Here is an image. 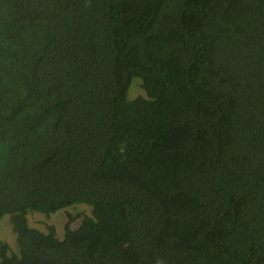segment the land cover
Wrapping results in <instances>:
<instances>
[{"label":"trees","instance_id":"1","mask_svg":"<svg viewBox=\"0 0 264 264\" xmlns=\"http://www.w3.org/2000/svg\"><path fill=\"white\" fill-rule=\"evenodd\" d=\"M4 216L0 264H264V0H0Z\"/></svg>","mask_w":264,"mask_h":264},{"label":"rangeland","instance_id":"2","mask_svg":"<svg viewBox=\"0 0 264 264\" xmlns=\"http://www.w3.org/2000/svg\"><path fill=\"white\" fill-rule=\"evenodd\" d=\"M140 81L136 80L132 83L129 90L130 99H134L142 95ZM90 208L84 205L71 207L64 211H59L56 214L45 216L40 213H34L28 216V224L30 227L35 228L41 232H46L47 226H53L59 238L63 237L64 227L69 219H72V228H76L81 220L85 217H90ZM15 235L12 233L10 216H4L0 220V240L10 246L12 250L15 248ZM117 244V242H115Z\"/></svg>","mask_w":264,"mask_h":264}]
</instances>
